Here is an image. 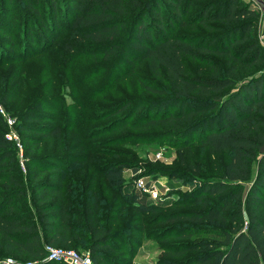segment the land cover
<instances>
[{
  "label": "trees",
  "instance_id": "obj_1",
  "mask_svg": "<svg viewBox=\"0 0 264 264\" xmlns=\"http://www.w3.org/2000/svg\"><path fill=\"white\" fill-rule=\"evenodd\" d=\"M19 1L28 6L36 21L43 22L41 0ZM196 1L203 4L187 19L192 0L136 1L139 8L131 16L123 0H70L61 8L56 0H49L50 21L42 27V37L37 40L26 25L22 35L27 45L42 46L44 53L67 32L66 51L88 41L102 45L103 60L114 66L146 65L150 81L140 84L143 96L108 113L111 130L122 126L140 130L170 142L178 152L196 146L229 156L219 179L199 178L190 169L173 170L174 178L180 176L191 187L178 193L168 207L147 205L137 194L124 193L125 164L121 161L97 168L109 191L134 207L143 222L139 233L143 236L150 226L146 236L158 235L159 264H264V154H260L264 48L255 34L260 13L243 0ZM195 25L207 33H176ZM35 54L39 51L32 49L27 56ZM186 59L203 64L210 73L187 75ZM45 114L43 102L33 104L21 116V129L32 136H47L51 131L44 123L48 120ZM0 118V167L6 159L13 160L16 152V167L23 174L31 171L34 181L28 192L30 218L11 216L15 207L10 196L0 205L11 213L0 216L5 251L23 261L13 264H63L46 260V246L84 248L92 264H109L111 255L123 252L125 256L124 250L139 249L142 238L113 234L112 226L106 228L100 221L101 199L88 170L86 137L75 131L66 135L63 152L28 159L31 152L27 149L40 141L30 136L19 139L20 155L16 144L6 138L3 126L8 125ZM54 136L59 141V134ZM65 165L74 166L76 180L66 182L67 175L61 172ZM44 175L47 181L38 183ZM0 181L6 190L18 184L12 177ZM246 183L250 187L245 191ZM19 195L26 197L27 193ZM116 258L123 259L122 255Z\"/></svg>",
  "mask_w": 264,
  "mask_h": 264
},
{
  "label": "rangeland",
  "instance_id": "obj_2",
  "mask_svg": "<svg viewBox=\"0 0 264 264\" xmlns=\"http://www.w3.org/2000/svg\"><path fill=\"white\" fill-rule=\"evenodd\" d=\"M136 1L141 4L145 2V0H123L130 16L139 8ZM48 2L49 0H41L39 5L42 22L36 21L25 3L19 0H10V2L0 0V101L4 108L0 106L4 114L14 120L11 129L3 126V130L7 131V134L14 133L20 140H24L27 136L37 137L40 144L27 149L31 152L28 159L63 152L66 135L70 137L75 131L86 137L85 143L88 155L90 154L88 170L90 176L95 178L94 185L101 199L100 221L106 228L108 225L112 226L113 234L118 233L128 239L142 238L139 240V249L135 246L132 251L124 250L125 256L123 252L122 254L117 252L110 256L109 264H159L161 252L156 240L158 235L146 236V231L151 229L150 226L145 227L143 236L139 233L143 222L139 221L140 218L136 215L134 207L120 195L109 191L104 185L103 178L97 174V168L107 163L121 161L125 164L124 193L137 194L140 201L147 205L160 204L168 207L175 201L178 193H185L191 187L190 183L182 180L180 176L174 178L173 170L190 169L198 172L199 178L219 179L229 156L222 152L209 153L206 149L196 146L178 152L170 142L154 138L152 135L147 136L140 130L132 131L125 126L111 130L108 113L118 105L133 104L143 96L140 84L150 81L146 65L114 66L113 63L103 60L102 45L88 41L78 42L70 51H66L67 32H63L53 47L48 46L44 53L40 52L42 46L35 44L30 47L26 44L27 37L22 35L23 30L26 31V25L38 36L37 40L39 36L42 37L41 29L50 21V11L46 6ZM243 2L257 7L256 11L260 13L259 26L255 34L264 48V0H243ZM69 4L70 0H56V6L59 8ZM202 4L192 0L193 7L187 19H190ZM176 33L195 34L207 33V31L195 25L179 29ZM32 49L39 51V54L28 57L27 53ZM184 70L187 75L210 73L203 64L188 59L184 61ZM39 101L43 102L44 113L48 115V120L44 123L51 131L48 133L49 136H32L21 129L22 114ZM0 121L3 123L2 118ZM54 132L59 134V141L54 136ZM197 137L195 140L198 139ZM14 157L13 160L6 159L5 165L0 167V179L7 182L12 177L18 181V184L6 190L4 182L0 181V205L10 196L9 201L15 207V211L12 215L7 214V208L3 206L0 208V216L24 215L30 218L28 206L31 204L28 192L34 181L31 171L27 170V173L23 174L16 167V152ZM14 164L15 169L12 170ZM61 172L67 175L66 182L76 180L74 166L65 165ZM140 180L147 186H154L161 200L151 201L149 196L140 192L136 188V183ZM42 181H47L46 175L37 182ZM21 187L23 189H20ZM249 187L250 183H246L244 190ZM24 192L27 193L26 197L19 195ZM90 193L87 192V195ZM145 217L143 216L142 219L145 220ZM71 248L81 254H88L84 248L74 245ZM119 255H122L123 259L116 258ZM9 260L13 263L23 262L5 251V244L0 237V261L6 264Z\"/></svg>",
  "mask_w": 264,
  "mask_h": 264
},
{
  "label": "built area",
  "instance_id": "obj_3",
  "mask_svg": "<svg viewBox=\"0 0 264 264\" xmlns=\"http://www.w3.org/2000/svg\"><path fill=\"white\" fill-rule=\"evenodd\" d=\"M251 7L254 10H258L257 7L255 6H251ZM0 114L5 119L8 127L11 129L14 124V120H12L11 118H9L4 114V111L1 106H0ZM6 138L9 141H12L16 144L19 150V154L22 155V146L20 144L18 137L14 133L10 132L9 134L6 135ZM136 188L140 192L142 191L144 194L149 196L151 201L161 200V197L158 191L155 190L154 186H147L140 180L136 183ZM44 250L46 253V260L48 261L60 262L63 264H92L89 254H81L73 249H63V248H54L51 246H46ZM7 264H13V262L9 260Z\"/></svg>",
  "mask_w": 264,
  "mask_h": 264
},
{
  "label": "water",
  "instance_id": "obj_4",
  "mask_svg": "<svg viewBox=\"0 0 264 264\" xmlns=\"http://www.w3.org/2000/svg\"><path fill=\"white\" fill-rule=\"evenodd\" d=\"M260 154H264V143H263V145H262V147H261V149H260Z\"/></svg>",
  "mask_w": 264,
  "mask_h": 264
}]
</instances>
